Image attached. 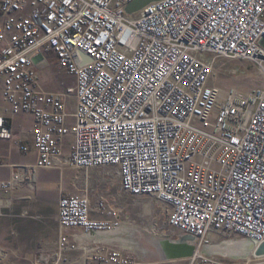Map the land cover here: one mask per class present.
Segmentation results:
<instances>
[{"label": "built area", "instance_id": "built-area-1", "mask_svg": "<svg viewBox=\"0 0 264 264\" xmlns=\"http://www.w3.org/2000/svg\"><path fill=\"white\" fill-rule=\"evenodd\" d=\"M136 1L0 0V141L34 156L0 157V170L13 168L0 207L34 171L113 167L122 193L161 204L179 232L169 238L194 248L190 264H237L213 247L264 242V83L222 97L210 76L222 58L264 70V0H155L130 12ZM49 54L73 87L41 88ZM19 114L32 117L30 143L14 139ZM90 212L87 194L59 198L57 254L135 264L110 237L124 219L103 200L98 219ZM254 259L244 264H264Z\"/></svg>", "mask_w": 264, "mask_h": 264}, {"label": "rangeland", "instance_id": "rangeland-1", "mask_svg": "<svg viewBox=\"0 0 264 264\" xmlns=\"http://www.w3.org/2000/svg\"><path fill=\"white\" fill-rule=\"evenodd\" d=\"M47 58V62L37 70L41 88L47 92H63L73 87L74 78L60 70L56 66V60L50 54ZM210 83L220 89L222 97L230 89L249 92L263 85L264 70L261 71L258 65L250 61H233L222 58L218 59L214 65ZM68 100V108L71 110L74 108L75 98L69 95ZM4 114L8 113L4 112ZM32 125L33 120L30 115H16L13 119L15 141L30 143ZM0 157L11 165L34 160L33 154L24 155L17 149L16 143L6 141H0ZM12 171L13 168L1 169L0 176L9 177ZM29 178V181L24 180L20 186L12 190L7 195L10 202L0 207V264H42L37 261L29 262L24 257L26 250L33 248L40 240L37 235L41 228L35 224L36 219H34L40 210V204L36 203L37 196H47L48 200L55 196L59 200L62 195L78 194H87L92 219L99 218L97 205L102 200L108 206L110 205L121 219H124V225L118 229L121 232L115 238L119 245L131 250L130 254L135 258V264H190L187 258L163 261L149 257L146 251V249L152 250L149 240L154 236L159 238L171 236L175 240L179 232L169 226L167 213L155 199L122 193L115 168L100 167L83 170L64 167L34 171ZM3 197L6 196L3 195ZM47 205V203L44 204V206ZM232 237L241 240V238ZM53 252L54 257L47 264H94L90 261V250L59 255L55 247ZM251 259L255 261L251 256L250 259H240L237 264H244Z\"/></svg>", "mask_w": 264, "mask_h": 264}, {"label": "crops", "instance_id": "crops-1", "mask_svg": "<svg viewBox=\"0 0 264 264\" xmlns=\"http://www.w3.org/2000/svg\"><path fill=\"white\" fill-rule=\"evenodd\" d=\"M0 178L2 177L0 176ZM37 199L36 203L40 204V210L34 219H36L35 224L41 228L40 233L37 235L38 238L40 237V240L38 239V244L33 248L26 250L24 257H26L29 262L37 261V263L47 264L51 261L52 257H54V245L57 240L56 215L58 210V198L52 196L48 200L47 196L38 195ZM45 203L48 205L44 206ZM110 237H113V235ZM112 240L115 239L112 238Z\"/></svg>", "mask_w": 264, "mask_h": 264}, {"label": "bare ground", "instance_id": "bare-ground-1", "mask_svg": "<svg viewBox=\"0 0 264 264\" xmlns=\"http://www.w3.org/2000/svg\"><path fill=\"white\" fill-rule=\"evenodd\" d=\"M120 230H116L110 233V236L113 235V237L117 241V234H120ZM153 237V236H152ZM149 244L152 247V250L146 249L149 257L151 258H159L163 261L167 260H174L177 259V253L173 249V244H180V242H174L170 238H159V237H153L151 240H149ZM139 249V248H138ZM217 252L229 256L231 258L235 259H250L251 256L253 257H259L255 254V245H251L247 243L246 241L233 243V242H225L223 244L216 245L213 247ZM140 250V249H139Z\"/></svg>", "mask_w": 264, "mask_h": 264}, {"label": "water", "instance_id": "water-1", "mask_svg": "<svg viewBox=\"0 0 264 264\" xmlns=\"http://www.w3.org/2000/svg\"><path fill=\"white\" fill-rule=\"evenodd\" d=\"M155 0H138L134 4H132L129 8L130 12L136 11L140 9L143 5ZM84 60H88L86 56H83ZM174 251L177 253V259H185L189 258L193 255L194 248L190 245L186 244H176L172 245ZM256 256H264V242L258 245L255 249ZM176 260V259H174Z\"/></svg>", "mask_w": 264, "mask_h": 264}]
</instances>
